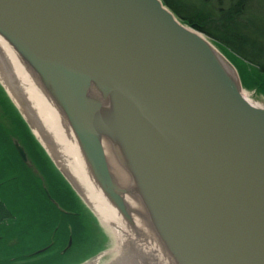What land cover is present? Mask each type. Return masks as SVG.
<instances>
[{
    "label": "water",
    "instance_id": "95a60500",
    "mask_svg": "<svg viewBox=\"0 0 264 264\" xmlns=\"http://www.w3.org/2000/svg\"><path fill=\"white\" fill-rule=\"evenodd\" d=\"M0 35L131 224L135 194L178 264H264V107L204 33L163 0H0ZM104 139L134 187L117 186Z\"/></svg>",
    "mask_w": 264,
    "mask_h": 264
},
{
    "label": "rangeland",
    "instance_id": "374dc122",
    "mask_svg": "<svg viewBox=\"0 0 264 264\" xmlns=\"http://www.w3.org/2000/svg\"><path fill=\"white\" fill-rule=\"evenodd\" d=\"M207 1L205 11L222 10L223 13L217 12L220 21H216L220 25L227 22L231 5L239 2ZM241 1L244 13L232 16L235 17L231 21L232 27L236 33L248 36L254 46L264 47V0ZM206 37L237 72L245 95L253 103L264 106V85L256 68L225 49L213 37ZM250 51L255 55L254 49ZM16 141L25 148L29 163L17 155ZM0 182L6 183L0 187V202L5 209L15 210V217L12 216L11 220L6 213L5 216L0 215V235H3L0 239V264H104L110 260V256L104 254L112 248L110 238L91 214H87L79 195L69 186L65 176L58 172L57 166L33 134L30 123L1 82ZM52 201L58 202L65 212H50ZM28 202L34 204L31 209L25 210ZM47 203L49 205L46 206ZM10 223L14 227L10 228ZM26 257L28 259H22ZM15 259L20 260L13 262Z\"/></svg>",
    "mask_w": 264,
    "mask_h": 264
},
{
    "label": "bare ground",
    "instance_id": "6f19581e",
    "mask_svg": "<svg viewBox=\"0 0 264 264\" xmlns=\"http://www.w3.org/2000/svg\"><path fill=\"white\" fill-rule=\"evenodd\" d=\"M0 82L30 123L33 134L57 166L58 172L65 176L69 186L79 195L87 214H91L110 238L112 248L104 253L110 256V260L104 264H178L135 194L126 199L134 212L132 224L111 203L92 175L67 118L42 88L22 56L1 35ZM103 142L117 186L134 187L122 157L116 156L118 145L106 139Z\"/></svg>",
    "mask_w": 264,
    "mask_h": 264
},
{
    "label": "trees",
    "instance_id": "16d2710c",
    "mask_svg": "<svg viewBox=\"0 0 264 264\" xmlns=\"http://www.w3.org/2000/svg\"><path fill=\"white\" fill-rule=\"evenodd\" d=\"M163 2L181 20H184L186 24L194 27L196 30L201 31L208 36L213 37V39L218 41L225 49L234 52L242 59L252 64L256 68L257 75L264 85V47H257V45L254 46L248 36H243L239 33H236L235 28L232 27L231 24L232 19L235 18L232 17L233 15L244 13V6H242L243 3L241 0H239L238 3L234 2L231 5V10L229 9L228 12L229 16L227 17V22H225L224 25H220V22L218 23L220 19L217 17V12L223 13L220 8H217L216 11L211 10L213 12H207L204 10L205 4L207 2L209 3L207 0H196L194 3H191L187 0H163ZM251 48L255 50V55H253L250 51ZM16 152H18V150ZM17 155L22 160L19 152ZM5 185L6 183L4 184L0 182V187ZM20 259H15L13 262L19 261ZM22 259L25 260L28 258L26 257Z\"/></svg>",
    "mask_w": 264,
    "mask_h": 264
},
{
    "label": "flooded vegetation",
    "instance_id": "af4514ba",
    "mask_svg": "<svg viewBox=\"0 0 264 264\" xmlns=\"http://www.w3.org/2000/svg\"><path fill=\"white\" fill-rule=\"evenodd\" d=\"M53 202V201H52ZM53 203L56 205H53ZM53 203H50L53 207H51V205L49 206V209H50V212H52V213H54V211L55 212H57V211H59V210H61L62 212H65L64 210H63V208L60 206V204L58 203V202H53ZM32 204H34V203H32V202H28V206L27 207H24V209L26 210V209H31V207L33 206ZM47 205H49V203H47L46 204V206ZM47 208V207H46ZM56 209V210H55ZM5 213L8 215V219L9 220H11L12 219V216H14L15 217V210L14 211H11L10 209H5L4 207H3V205H2V202H0V215L2 214L3 216H5ZM2 216V217H3ZM13 217V218H14ZM14 225V224H13ZM13 225H11V223L9 224V226H10V228L11 227H14ZM3 238V235L1 234L0 235V239H2Z\"/></svg>",
    "mask_w": 264,
    "mask_h": 264
},
{
    "label": "crops",
    "instance_id": "0c3cea01",
    "mask_svg": "<svg viewBox=\"0 0 264 264\" xmlns=\"http://www.w3.org/2000/svg\"><path fill=\"white\" fill-rule=\"evenodd\" d=\"M98 225V224H97Z\"/></svg>",
    "mask_w": 264,
    "mask_h": 264
}]
</instances>
